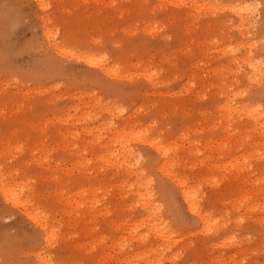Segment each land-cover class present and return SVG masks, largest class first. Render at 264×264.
<instances>
[{
	"label": "rangeland",
	"instance_id": "374dc122",
	"mask_svg": "<svg viewBox=\"0 0 264 264\" xmlns=\"http://www.w3.org/2000/svg\"><path fill=\"white\" fill-rule=\"evenodd\" d=\"M0 264H264V0H0Z\"/></svg>",
	"mask_w": 264,
	"mask_h": 264
},
{
	"label": "bare ground",
	"instance_id": "6f19581e",
	"mask_svg": "<svg viewBox=\"0 0 264 264\" xmlns=\"http://www.w3.org/2000/svg\"><path fill=\"white\" fill-rule=\"evenodd\" d=\"M55 46H56L57 48L59 47V45H58L57 43H55ZM104 71L107 72V71H110V69H109V68H105ZM7 196H9V194H8ZM192 207H196L194 203H192Z\"/></svg>",
	"mask_w": 264,
	"mask_h": 264
}]
</instances>
